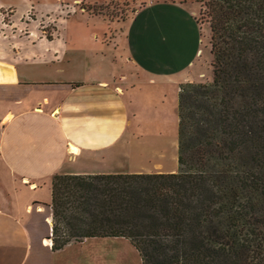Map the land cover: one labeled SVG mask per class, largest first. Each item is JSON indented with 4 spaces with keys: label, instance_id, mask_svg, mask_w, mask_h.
<instances>
[{
    "label": "trees",
    "instance_id": "16d2710c",
    "mask_svg": "<svg viewBox=\"0 0 264 264\" xmlns=\"http://www.w3.org/2000/svg\"><path fill=\"white\" fill-rule=\"evenodd\" d=\"M212 76L177 99L174 171L50 178V248L122 236L140 264H264V0H203Z\"/></svg>",
    "mask_w": 264,
    "mask_h": 264
},
{
    "label": "crops",
    "instance_id": "0c3cea01",
    "mask_svg": "<svg viewBox=\"0 0 264 264\" xmlns=\"http://www.w3.org/2000/svg\"><path fill=\"white\" fill-rule=\"evenodd\" d=\"M77 1L0 4L12 6L19 18L31 9ZM72 13L53 36L39 32L23 46L0 48V264H47L51 253L88 238L50 248L45 235L50 234L51 215H42L41 205L50 208L43 194L49 192L50 199L54 172L142 171L119 159L125 156L124 133L135 113L130 111L131 93L139 89L133 91L110 68L94 69L110 60L103 43L75 40L69 45L67 17ZM159 64L152 67L161 70ZM73 66L76 75L69 73Z\"/></svg>",
    "mask_w": 264,
    "mask_h": 264
},
{
    "label": "rangeland",
    "instance_id": "374dc122",
    "mask_svg": "<svg viewBox=\"0 0 264 264\" xmlns=\"http://www.w3.org/2000/svg\"><path fill=\"white\" fill-rule=\"evenodd\" d=\"M203 7V0H80L31 9L18 18L12 6L0 4V48L23 46L39 32L53 36L67 14L75 11L67 17L69 45L75 40L103 43V54L110 60L94 69L110 68L133 91L139 89L131 93L129 106L135 113L124 133L127 143L120 161L142 171H174L178 167L179 87L212 76L209 25ZM156 63L161 70L152 67ZM76 71L74 66L69 69L71 75ZM44 192L47 201L49 192ZM41 208L42 215L50 212L48 207ZM47 264H140V259L127 238L94 236L51 253Z\"/></svg>",
    "mask_w": 264,
    "mask_h": 264
}]
</instances>
